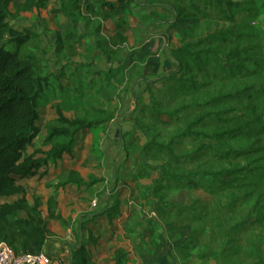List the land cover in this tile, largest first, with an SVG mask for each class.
I'll use <instances>...</instances> for the list:
<instances>
[{"label":"rangeland","instance_id":"1","mask_svg":"<svg viewBox=\"0 0 264 264\" xmlns=\"http://www.w3.org/2000/svg\"><path fill=\"white\" fill-rule=\"evenodd\" d=\"M22 1L17 0L10 7L11 25L36 35L27 46L28 52L36 56L39 73L49 75L50 79L39 101L38 127L41 132L35 147L30 148L28 153L32 154L36 149L48 150L45 146L46 128L57 119L59 110L68 118L81 117L91 121L104 120L108 116L113 118L100 124L91 134L83 136L74 157H65L47 171L42 170L41 176L23 181L28 200L33 202L34 198H40L47 219L48 204L53 200V211L64 220L72 219L74 227H78L83 214L116 202L122 215L112 226L101 220L96 226L90 225L96 236L101 234L99 244H103L93 249L97 264H110L114 252L121 247L132 256L130 264H161L162 247H158L161 240L155 241L162 232L171 245L179 239L183 240L182 245H176L171 255L166 257L168 261L165 264H227L218 257H204L211 252L222 251V244L219 245L222 237L219 234L229 232L250 214L249 221L253 218L262 222L248 224L247 228L236 234L238 256H235L234 263L261 264L264 257V172L259 167L264 162V0H231L240 4L232 9L235 23L220 20L214 10L203 8L202 14L192 12L190 0H135L137 5L129 9L123 20L104 25L102 38L109 40L114 36L118 23L126 21L129 24L124 31L127 43L117 52L110 50L106 54L98 49L94 39L86 37L74 48L58 53L56 36L60 32L59 26L65 24L67 19L53 13L57 0H50L51 7L39 14H18ZM86 1L81 0L80 11L72 16L71 23L79 36L85 32L83 13ZM194 3L202 7L200 3ZM241 7L247 12H241ZM165 21H175V25H162ZM240 25L249 27L245 32L251 37H246V40L235 38L236 33H243ZM91 28L93 30L95 25H90ZM226 32H231L230 43L227 40L208 48L218 53H235L237 49L245 50L248 47L252 57L259 60L257 69L250 65L243 77H222L212 81L192 71L191 65L183 61L180 55L172 57V52L185 44ZM151 42L156 43L153 52ZM9 49L14 51V45H10ZM113 52L116 53L112 56ZM175 60L182 64L180 77L189 79L192 84L188 86L190 90L187 93H180L178 84L173 80L162 79L166 73L175 70ZM230 61L235 63L237 60ZM142 77L151 81L146 84ZM247 87L253 88L248 105L243 101L206 105L216 96ZM191 104L195 107L193 110L182 112L177 117H168L183 105ZM207 112L210 116L201 124L200 131L208 133L223 127H234L242 121L258 120L253 127L261 125L263 132L256 144L255 139L246 137L226 141L222 147H217L220 150L253 149V152H247L246 157H239L235 161L222 163L213 157L199 156L196 153L199 140L185 139L176 148L177 154L188 156L189 161L193 159V162L180 168L160 158L153 150L149 149L150 152L145 154V144L151 135L153 138L158 133L159 141L169 140L172 135L181 133L187 123ZM216 113L222 114L219 121L223 122L217 120ZM158 118H161L162 124L155 122ZM118 130L119 138H116ZM145 155L150 156L145 158ZM211 168L213 171L243 169L245 173L237 180L224 179L225 184L215 187L212 181L189 177L190 170L199 173L201 169ZM176 170L186 180L171 185L165 182L164 189L155 196L154 190L158 185L154 180L167 177ZM251 170L254 171L249 175L247 172ZM71 171H77L92 186L68 185L56 189L69 178ZM145 171L153 174L136 179L138 175L146 174ZM210 189L214 191L210 193ZM242 198H246L244 203ZM235 199L239 202L227 215L226 209ZM13 200L0 199V204ZM160 200L162 207H155ZM187 209L190 211L185 213ZM214 209L219 212L213 214ZM207 214L215 217V227H221L219 234L212 231L213 226L205 223ZM136 220L137 225L143 222L145 226L149 225L148 230L145 229L146 239L139 238L137 230L140 229L134 223ZM48 222L52 236L48 247L55 246L60 254L57 262L52 264H68L67 245L75 242L74 232L52 219ZM132 229L134 232L130 236L134 237V241L126 237ZM256 247L258 252H255Z\"/></svg>","mask_w":264,"mask_h":264},{"label":"trees","instance_id":"2","mask_svg":"<svg viewBox=\"0 0 264 264\" xmlns=\"http://www.w3.org/2000/svg\"><path fill=\"white\" fill-rule=\"evenodd\" d=\"M16 2L17 0H0V199L14 198L12 202L0 204V242L7 243L16 253L35 255L45 252L52 237L48 222L49 219H52L59 222L65 228H71L74 232L75 242L67 245L68 264H97L92 250L100 247L99 239L101 234L96 236L90 225L96 226L101 220L112 226L115 220L122 215L119 205L115 202V204L103 207L98 211L85 213L81 216L78 227H74L71 223L72 219L70 221L64 220L62 216L57 215L53 211V200L48 204L47 219L42 210L43 203L41 199L34 198L33 202L28 200L27 190L23 185V181L38 176L44 169L47 171L51 165L57 164L58 161L63 160L65 157H74L81 138L91 134L100 124L113 120V118L108 116L104 120L99 121H91L81 117L68 118L59 110L57 112V119L51 121L46 128L45 146L48 147V150L36 149L32 154L28 153L30 148L35 147V141L41 132L38 127V122L40 121L39 101L44 91L48 88L50 79L49 75L43 76L39 73L36 56L28 52L27 46L36 35H32L28 30L20 31L11 25L10 19L12 13L10 7ZM194 2L200 3L202 7ZM189 4L192 12L202 14L203 8L214 10L221 18L220 20L232 23H235L232 9L234 7L238 8L240 5L231 0H190ZM133 5H137L135 0L86 1L85 12L83 13L86 25L85 32L84 35L79 36L75 32L71 21L73 14L81 9V0H57V7L54 10L52 9L53 13L63 15L67 19V22L59 26L60 32L56 36V51L62 53L66 49L70 50L76 46V43L86 37L94 39L97 42L98 49L104 54L109 53L110 50L117 52L119 47L127 43L125 29L129 27V24L126 21L118 23L114 36L109 40L102 38L103 27L111 21L123 20L122 18ZM50 7V0H23L18 7V14H39ZM240 10L243 13L247 12L243 7ZM161 24L174 26L175 21L170 23H166L165 21ZM90 25H95V28L93 30L92 28L90 29ZM240 27L243 29V33H236L235 38L240 39L242 37L246 40V37H251L249 33L245 32L249 27L244 25H240ZM230 34L231 32H226L224 35L216 33L197 42L185 44L174 50L172 57L173 55H180L183 61L191 65L192 71H196L198 75L200 74L212 81L221 79L222 77H243L248 72L250 65L256 69L259 67V60L252 57L250 48L247 49V47L245 50L237 49L235 53H218L214 49L208 48L216 43L227 42V40L230 43ZM10 45H14V51L9 49ZM155 46V42L150 43L152 52ZM116 52L111 53V55L113 56ZM231 59L237 61L231 63ZM174 63L175 70L166 73L162 79L164 81L173 80V82L178 84L180 93H187L190 90L188 87L191 84L190 80L180 77L182 74L181 62L178 63L175 60ZM142 78L146 84L148 81H151L147 77ZM193 85L196 84L193 83ZM252 91V87H247L234 93L216 96L207 102L206 105L218 106L232 102L239 103L240 101L248 105ZM194 108L192 104L183 105V107L171 113L168 117H177L178 114L193 110ZM208 115V112L201 114L196 120L187 123V126L181 133L172 135L169 140L159 141L158 133L153 138L151 135L149 141L145 144V154L150 152L149 149L153 150L160 158L162 157V159L167 160L170 164L180 168L189 162H193V159L189 161L188 156L177 154L176 148L179 146L181 140L185 139L199 140L200 144L196 148V153L199 156L213 157V159L222 163L235 161L239 157H246L247 152H253V149H249L248 151H245L243 148L238 150H220L217 147H222L226 141L246 137L255 139L254 144H256V140H258L261 136L260 134L263 132L261 125L253 127V124L258 120L242 121L234 127H223L222 129L219 128L212 133H208L200 131L201 124ZM215 115L218 121L222 120L221 113H216ZM160 119L158 118L155 122L162 124V120ZM219 150L220 153H217ZM148 156L150 155H145V158H148ZM262 160H264V157ZM259 170L264 172V162H261ZM177 171L167 177H162L160 180H154L158 185L154 190L155 196H158L164 189L165 182H170L171 185V183H179L186 180ZM253 171L251 170L247 173L250 175L249 172L253 173ZM145 173L138 175L136 179L149 177L153 174V172L147 173V171ZM243 173H245L243 169L240 171L238 169L225 170L224 168L222 170L215 169V171L212 168L209 170L201 169L199 173L192 170L188 172L189 177L212 181L214 187L218 184H225L224 179L237 180L243 176ZM68 185H76L78 187L92 186V184H87L77 171H71L69 178L58 185L56 189ZM213 191V189L209 190L210 193ZM144 197L148 198L146 195ZM241 201L244 203L246 198H242ZM238 202L239 200L235 199L234 203L227 207V215L235 209V205ZM162 204L160 200L155 204V207H162ZM189 211V209L184 210L185 213ZM218 212L219 210L216 211L214 209L213 214ZM210 216L207 214L205 223L213 226L212 231L219 234L218 229L221 227H215V217ZM250 217L251 215L248 214L243 218L244 222L237 223L229 232L227 230L223 235L219 234L222 237L220 238L222 241L219 243V245L222 244V251L218 253L211 252L209 256H205L204 258L218 257V260H222L227 264H241L234 263L235 256H238V239L235 238L236 234L241 232L242 229L247 228L248 224L253 225L262 222V220L253 218L249 221ZM134 223L137 225V220ZM143 225L144 222L138 224L137 227L140 230L136 229L140 239H146L147 234L145 229L148 230L149 226ZM133 232L134 230L132 229L129 235L127 234L126 236L130 241H134V237L130 236ZM164 236L166 235L163 232L158 234L155 241L157 243L161 240L160 245H158V247H162L161 252L163 253L160 259L162 260L161 264H165L166 260L168 261L167 258L171 255L176 245H182L183 243V240L179 239L171 245ZM151 237H153V233H151ZM141 244L143 245L144 243L141 242ZM258 250V247H256L255 252H258ZM130 257V253L121 247L114 252L110 262L111 264H128L131 260ZM51 261L57 262V257H51ZM261 264H264V257L261 259Z\"/></svg>","mask_w":264,"mask_h":264},{"label":"built area","instance_id":"3","mask_svg":"<svg viewBox=\"0 0 264 264\" xmlns=\"http://www.w3.org/2000/svg\"><path fill=\"white\" fill-rule=\"evenodd\" d=\"M51 257L46 252L35 255L16 253L7 243L0 242V264H52Z\"/></svg>","mask_w":264,"mask_h":264},{"label":"crops","instance_id":"4","mask_svg":"<svg viewBox=\"0 0 264 264\" xmlns=\"http://www.w3.org/2000/svg\"><path fill=\"white\" fill-rule=\"evenodd\" d=\"M77 171H78V170H77ZM51 241H52V237L50 238V242H51ZM50 242H49V243H50ZM102 245H103V244H101L100 247H102ZM45 252L48 253V254H50V255H51V254H54V255H52V257H57V258L60 257V254H59L58 251H56L55 246L47 247L46 250H45ZM93 252H95V250H92V254H93L94 260L96 261V260H97V259H96V258H97V255H94L95 253H93ZM131 257H132V256H131ZM98 258H99V256H98ZM112 258H113V256L111 257V260H112ZM132 261H133V259H131L130 262H129L128 264H130ZM110 264H111V262H110Z\"/></svg>","mask_w":264,"mask_h":264},{"label":"water","instance_id":"5","mask_svg":"<svg viewBox=\"0 0 264 264\" xmlns=\"http://www.w3.org/2000/svg\"><path fill=\"white\" fill-rule=\"evenodd\" d=\"M116 138H119V130H118V132H117V134H116Z\"/></svg>","mask_w":264,"mask_h":264}]
</instances>
